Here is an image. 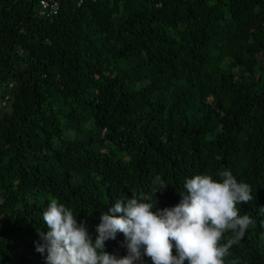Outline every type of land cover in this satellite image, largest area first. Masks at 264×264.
Instances as JSON below:
<instances>
[{"label": "trees", "instance_id": "trees-1", "mask_svg": "<svg viewBox=\"0 0 264 264\" xmlns=\"http://www.w3.org/2000/svg\"><path fill=\"white\" fill-rule=\"evenodd\" d=\"M38 1L0 0V264H46L50 197L94 242L155 176L162 210L222 169L252 187L238 207L255 221L225 264H264V0H57L51 18Z\"/></svg>", "mask_w": 264, "mask_h": 264}, {"label": "clouds", "instance_id": "clouds-1", "mask_svg": "<svg viewBox=\"0 0 264 264\" xmlns=\"http://www.w3.org/2000/svg\"><path fill=\"white\" fill-rule=\"evenodd\" d=\"M217 176L186 179L180 202L162 210L152 201L168 185L155 176L151 194L118 198L101 213L94 242L74 211L50 197L42 213L47 231L37 230L36 251L46 253V264H144L145 258L151 264H225L230 249L255 225L238 207L254 197L252 187L230 170ZM259 212L264 214V206ZM117 233L125 237L127 254L122 257L105 251V241L115 240Z\"/></svg>", "mask_w": 264, "mask_h": 264}, {"label": "built area", "instance_id": "built-area-1", "mask_svg": "<svg viewBox=\"0 0 264 264\" xmlns=\"http://www.w3.org/2000/svg\"><path fill=\"white\" fill-rule=\"evenodd\" d=\"M58 7L59 5L57 0H39L37 4L36 14L40 18H51L58 11ZM2 88L3 86L1 87V89ZM6 101L7 96H4L1 100L0 105L4 106Z\"/></svg>", "mask_w": 264, "mask_h": 264}, {"label": "rangeland", "instance_id": "rangeland-1", "mask_svg": "<svg viewBox=\"0 0 264 264\" xmlns=\"http://www.w3.org/2000/svg\"><path fill=\"white\" fill-rule=\"evenodd\" d=\"M0 91H1V90H0ZM0 103H1V102H0ZM0 107H4V106H1V105H0Z\"/></svg>", "mask_w": 264, "mask_h": 264}]
</instances>
